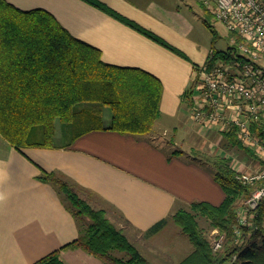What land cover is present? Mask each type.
<instances>
[{
  "label": "crops",
  "instance_id": "obj_1",
  "mask_svg": "<svg viewBox=\"0 0 264 264\" xmlns=\"http://www.w3.org/2000/svg\"><path fill=\"white\" fill-rule=\"evenodd\" d=\"M6 1L21 10L48 11L70 34L97 48L104 63L155 76L162 94L160 117L150 136L99 129L77 136L68 145L29 146L20 151L0 134V264H32L56 250L65 264H106L84 249L62 248L79 237L82 222L54 186L38 177L42 171L62 173L93 207L105 208L111 221L115 217L141 234L193 202L219 205L223 201L224 190L208 167L189 154L191 147L180 148L189 146L194 133L201 148L210 132L194 125L191 105L184 100L198 79L196 68L206 65L210 55V39L201 30L203 7L212 9L209 0H98L188 59L85 0ZM104 116L108 125L109 112ZM169 130L174 135L171 145L183 151L180 155L158 142L157 137ZM55 131L56 138L63 140L59 122ZM215 141H210L211 147ZM245 157V168L261 163Z\"/></svg>",
  "mask_w": 264,
  "mask_h": 264
},
{
  "label": "trees",
  "instance_id": "obj_2",
  "mask_svg": "<svg viewBox=\"0 0 264 264\" xmlns=\"http://www.w3.org/2000/svg\"><path fill=\"white\" fill-rule=\"evenodd\" d=\"M85 1L188 59L181 50L106 4ZM213 17V12L203 7V22L215 36ZM227 38L230 42L227 50L210 49L207 66L217 60L245 59L238 49L245 39L230 30ZM193 86L184 95L187 105L192 104ZM161 94L162 84L155 76L138 68L104 63L97 48L70 34L48 11L21 10L0 0V134L16 149L68 145L77 136L99 129L150 136L160 117ZM106 110L110 114L108 125L104 121ZM56 122L62 126L63 140L56 138ZM250 126L253 132L263 135L258 123L252 122ZM220 134L225 148H237L264 166L257 151L239 138L236 126ZM181 153L177 148L171 152ZM189 154L212 172L224 190L223 201L219 205L193 202L191 208L195 213L178 209L151 226L145 235L157 233L172 219L194 246L192 253L178 264H264V198L254 226H239L238 208L254 186L237 178L231 157L195 147ZM38 177L54 186L74 217L82 222L79 237L62 246L63 249L82 248L106 264H148L123 230L108 218L106 209L93 207L66 176L42 171ZM198 214L225 233L226 241L219 250L213 251L198 227ZM238 227L242 230L240 235L235 232ZM114 251L123 252L126 258L114 255ZM233 256L236 257L232 260ZM32 264L64 262L56 250Z\"/></svg>",
  "mask_w": 264,
  "mask_h": 264
},
{
  "label": "built area",
  "instance_id": "obj_3",
  "mask_svg": "<svg viewBox=\"0 0 264 264\" xmlns=\"http://www.w3.org/2000/svg\"><path fill=\"white\" fill-rule=\"evenodd\" d=\"M213 1L211 11L215 19L245 39L246 42L238 46L245 59L217 60L211 66L197 69L190 117L200 128L219 132L236 126L243 143L264 159V0ZM252 122L261 126L263 135L252 131ZM238 162L232 159L237 178L254 189L241 202L237 221L241 227L254 226L260 201L264 198V166L257 162L239 168ZM235 232L240 235L242 230L238 227ZM214 235L212 247L217 251L226 236L218 230Z\"/></svg>",
  "mask_w": 264,
  "mask_h": 264
},
{
  "label": "rangeland",
  "instance_id": "obj_4",
  "mask_svg": "<svg viewBox=\"0 0 264 264\" xmlns=\"http://www.w3.org/2000/svg\"><path fill=\"white\" fill-rule=\"evenodd\" d=\"M209 1L213 6L214 1L213 0H209ZM212 26L216 31L215 36L210 32V30L206 26L204 27L203 23L201 22V30L203 36L207 37V39H210L211 48L222 51L227 50L228 46L230 45V42L227 38L228 29L220 21L215 19V17H213L212 19ZM108 112L109 111H107V114ZM193 123L196 126V123L194 121ZM201 130H204V132L207 131L206 128H201ZM209 131L210 132H208L207 135L205 136L208 138V141L205 144L201 145L202 146L201 148L199 147L200 140L197 136L198 134L196 135V133H194L191 137H189L188 139L190 143L189 146L181 145L180 148L183 149L182 147H184L185 150V149H189L188 147L191 148L195 147L201 149L202 151L209 152L211 154L213 153L215 154L218 153L220 155L222 154L224 156H228L231 157L232 159L234 158L240 161L238 162L237 167L242 168L243 164L247 162L246 159L247 157H245L244 153L237 148H225V146L222 144L223 140H221L222 138L220 137L221 136L220 132L216 129H212ZM172 133L171 130H169L166 134H163V136H161L160 138L157 137L158 134L156 136L158 142H160L161 145L166 146L169 150H173L176 148V145L174 146L171 145L174 138V135ZM218 139L221 141H218ZM210 141H215L213 147L210 146ZM77 192L82 197L81 191L77 190ZM185 209L192 213L196 212L191 208V206L185 207ZM196 219L198 222V227L201 229L204 237L209 241L210 246H212V241L215 236L214 233L216 230L219 231V229L213 227L210 221L208 220V218H206L201 214H198ZM84 221L89 222V218L84 217ZM113 223L118 228H121L123 230L124 234L127 236L129 241L139 250V252L143 255V257L146 259L148 264H178L189 254H191L192 251L194 250V246L191 243V241L182 232L181 228L175 224V222L172 219H168L167 224L165 225L166 227L154 237H151L152 235L146 236L145 233L141 234L134 232L130 227L125 226L126 225L125 222L118 221L115 217ZM225 241H226V237H225ZM213 251L216 250L213 249ZM113 253L118 257L126 258L125 257L126 255L123 252L114 251ZM61 260L63 261L62 258Z\"/></svg>",
  "mask_w": 264,
  "mask_h": 264
},
{
  "label": "clouds",
  "instance_id": "obj_5",
  "mask_svg": "<svg viewBox=\"0 0 264 264\" xmlns=\"http://www.w3.org/2000/svg\"><path fill=\"white\" fill-rule=\"evenodd\" d=\"M0 199H3V196L2 195H0Z\"/></svg>",
  "mask_w": 264,
  "mask_h": 264
}]
</instances>
